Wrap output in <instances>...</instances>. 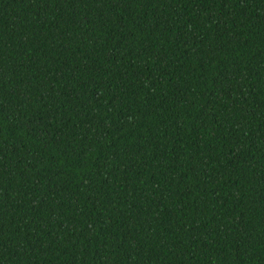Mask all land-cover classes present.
Instances as JSON below:
<instances>
[{"label":"trees","instance_id":"obj_1","mask_svg":"<svg viewBox=\"0 0 264 264\" xmlns=\"http://www.w3.org/2000/svg\"><path fill=\"white\" fill-rule=\"evenodd\" d=\"M0 264H264V0H0Z\"/></svg>","mask_w":264,"mask_h":264}]
</instances>
